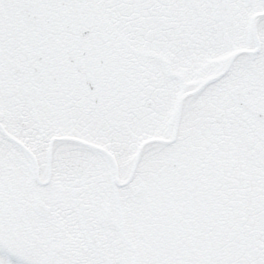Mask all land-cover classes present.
<instances>
[{"label": "snow or ice", "instance_id": "obj_1", "mask_svg": "<svg viewBox=\"0 0 264 264\" xmlns=\"http://www.w3.org/2000/svg\"><path fill=\"white\" fill-rule=\"evenodd\" d=\"M0 264H264V0H0Z\"/></svg>", "mask_w": 264, "mask_h": 264}]
</instances>
